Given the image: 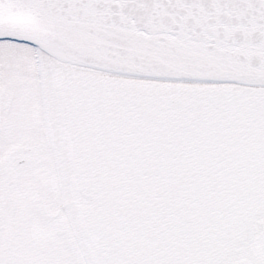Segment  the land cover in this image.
Segmentation results:
<instances>
[{
  "label": "snow or ice",
  "instance_id": "snow-or-ice-1",
  "mask_svg": "<svg viewBox=\"0 0 264 264\" xmlns=\"http://www.w3.org/2000/svg\"><path fill=\"white\" fill-rule=\"evenodd\" d=\"M0 264H264V0H0Z\"/></svg>",
  "mask_w": 264,
  "mask_h": 264
}]
</instances>
